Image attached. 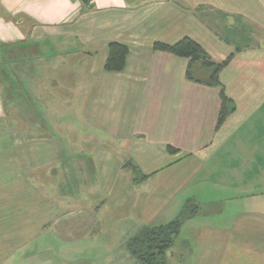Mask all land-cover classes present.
<instances>
[{"label":"crops","instance_id":"1","mask_svg":"<svg viewBox=\"0 0 264 264\" xmlns=\"http://www.w3.org/2000/svg\"><path fill=\"white\" fill-rule=\"evenodd\" d=\"M183 37L229 58L218 79L235 108L220 124L200 63L189 79L187 58L153 49ZM9 42L22 49L4 94L15 104L0 105V264L110 261L100 235L119 212L102 199L126 193L149 223L138 230L204 197L183 222L203 221L191 225L199 263L264 264V0H0ZM111 42L128 49L121 71L104 68ZM155 174L148 196L138 186Z\"/></svg>","mask_w":264,"mask_h":264},{"label":"trees","instance_id":"2","mask_svg":"<svg viewBox=\"0 0 264 264\" xmlns=\"http://www.w3.org/2000/svg\"><path fill=\"white\" fill-rule=\"evenodd\" d=\"M3 44L8 45V43ZM6 48H10V46ZM153 49L187 58L186 74L189 79L192 78V67L197 62L208 72L206 84L218 88L221 100L218 124L234 110V103L224 94L223 87L218 79L220 70L227 64L229 58L221 62L212 61L204 49L189 37H183L172 44L156 41L153 43ZM11 51L12 49H9V52ZM127 52L128 49L124 44L111 42L108 46V54L104 65L105 70H123ZM14 54L2 58V61L11 63V57L18 56ZM168 148L171 152L176 151L171 146ZM131 168L135 173H139L138 168L133 164H131ZM139 177L144 178L145 175L140 174ZM198 210L199 204L193 198L186 199L178 214L168 222L154 226H144L139 229L126 244L128 252L140 264H168L165 257L167 250L170 249L175 238L179 235L183 222L193 217Z\"/></svg>","mask_w":264,"mask_h":264},{"label":"rangeland","instance_id":"3","mask_svg":"<svg viewBox=\"0 0 264 264\" xmlns=\"http://www.w3.org/2000/svg\"><path fill=\"white\" fill-rule=\"evenodd\" d=\"M20 44L21 43H18V42H14V43L9 42L8 45H4V44L0 45V47H1V49H0V63L3 62L2 58H4V57L7 58L9 55H11L13 53L18 55V52L20 51V49H22V48L18 47V45H20ZM5 46L6 47L10 46V48H6ZM9 49H12V51L9 52ZM200 68H201L200 64H196L195 70H194L195 76H199L201 73L205 72V69L201 68L202 70H200ZM18 76L19 75L15 74L16 78H20ZM5 89H8V86L7 85L5 86V84L2 83V81L0 80V95H1V98L4 100V101L0 102V105L6 111L8 109H11L15 103L6 101L7 97L4 96V94L6 93ZM9 112H10V110H9ZM117 157H120V156H117ZM127 161H128V159L125 161V163ZM158 176H159V174H155L153 176L148 177L147 180L142 183V186H138V188L141 189L142 191H144V193H146L148 196L154 195V192L157 190V186L159 185V183L157 182ZM192 184H191V187L189 186L187 190H186L185 186L182 189H180L178 194L176 195V197H174V199H171L170 197L165 198L164 202H167L170 200V203H169V205H167L168 203L166 205L163 204L164 207L165 208L170 207L172 203L178 202L179 197H181L183 195V193L185 194L186 191L188 194H190L192 191V188L194 187V183H192ZM193 189H196V188L194 187ZM126 195H127V193L124 194L122 197L116 199V201L112 200V199H110V200L102 199L105 201V205H106L105 207H109L110 209L115 208L116 212H119L117 220L120 224L117 227L118 229H116V230H105V231L101 232L100 250H103L104 248H106L107 250H110L111 255L114 257H111L110 261H107V260L100 261V264H140V263H138V261L134 257H131L129 255L128 251L124 247V244L127 241V239H129L131 236H133V234L138 230V228H140L144 224H149V223H146V222L143 223L141 221V219H140L141 217H138V212H140V210H139L140 205L137 206L132 202L133 196L130 198H127V197L124 198V196H126ZM166 195L167 194H164V197ZM195 198L197 199V202L200 203V206L204 205V202H203V200H205L204 197H201L199 195V196H195ZM223 202L230 203V201H228V199H225V201H223ZM135 206H137V208L135 210H133L131 213L129 211L130 208L131 207L135 208ZM227 206H229V209H230V207H235V205L233 203L227 204ZM214 208L218 209L219 206L218 205L213 206V208H211L210 211H208L209 214H211V210H214ZM179 209H176V211H174L172 213L171 212L166 213L165 211L161 212L150 223V225H158V224H163V223L168 222L169 220H171L176 215V213L178 212L177 210H179ZM202 209L207 210L208 206L204 205L202 207ZM225 209H227V208H225ZM233 216H234V214H232L231 212L227 213L224 216V220H222V225H227V224L229 225L231 223V219L233 218ZM195 221H197V222H195ZM195 221H193L194 224H196V223L198 224L199 222L203 223V221L200 218H197ZM211 222H213V223L218 222L217 224L220 223L219 220H212ZM190 223H192V222H189L188 224H186L185 227L182 224L179 235L175 238L173 245L170 247V249L167 250L165 257H166L168 264H200L198 261V257L193 253V251H195L197 248H200V247L193 245L191 242V239H197V233H195V231H196L195 228H191L192 227L191 225H193V226H195V225L193 223L192 224H190Z\"/></svg>","mask_w":264,"mask_h":264},{"label":"flooded vegetation","instance_id":"4","mask_svg":"<svg viewBox=\"0 0 264 264\" xmlns=\"http://www.w3.org/2000/svg\"><path fill=\"white\" fill-rule=\"evenodd\" d=\"M0 79L8 81V90L11 92L18 85L14 72L10 70L9 62L0 63Z\"/></svg>","mask_w":264,"mask_h":264}]
</instances>
